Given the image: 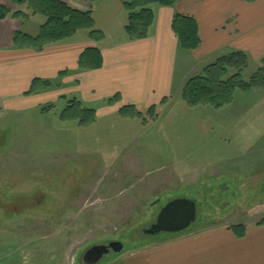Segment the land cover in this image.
Returning <instances> with one entry per match:
<instances>
[{
    "label": "rangeland",
    "instance_id": "374dc122",
    "mask_svg": "<svg viewBox=\"0 0 264 264\" xmlns=\"http://www.w3.org/2000/svg\"><path fill=\"white\" fill-rule=\"evenodd\" d=\"M177 52L171 94L153 115L103 113L66 90L37 105L0 99V264H82L85 250L111 241L123 251L98 264H127L134 250L198 228L264 226V90L190 107L182 90L209 64ZM262 57L249 55L242 80ZM75 100L94 110L91 122L81 111L61 118ZM178 198L195 202V222L144 235Z\"/></svg>",
    "mask_w": 264,
    "mask_h": 264
},
{
    "label": "crops",
    "instance_id": "0c3cea01",
    "mask_svg": "<svg viewBox=\"0 0 264 264\" xmlns=\"http://www.w3.org/2000/svg\"><path fill=\"white\" fill-rule=\"evenodd\" d=\"M58 1L90 11L93 27L102 32V39L90 40L88 32L82 30L42 51L15 49L14 35L17 32L35 35L41 23H35L36 17L25 22L0 20V99L5 102L37 105L40 99L41 103L54 100L58 92L66 90L85 104L102 102L98 109L103 113L126 106L143 110L156 106L168 99L172 91L178 53L177 38L171 29L175 13L188 16L197 24L200 44L189 52L195 64H210L231 51L244 52L248 57L252 53L264 54V0H175L172 7L154 6L148 37L134 41L128 40L124 30L127 14L122 4L128 0ZM0 6L15 9L9 0H0ZM95 47L100 49L102 67L79 70L80 55ZM60 73L66 75L60 77ZM34 79L49 81L52 87L24 96ZM117 94L116 103L106 104L107 99ZM126 261L127 264H264V226L245 225L242 237L227 225L198 228L134 250Z\"/></svg>",
    "mask_w": 264,
    "mask_h": 264
},
{
    "label": "trees",
    "instance_id": "16d2710c",
    "mask_svg": "<svg viewBox=\"0 0 264 264\" xmlns=\"http://www.w3.org/2000/svg\"><path fill=\"white\" fill-rule=\"evenodd\" d=\"M16 10H9L0 6V20L17 19L22 22L31 17L41 16L43 22L38 27L35 35L17 32L13 38L15 49H32L42 51L45 47L72 38L77 32L85 30L90 40L95 42L102 39V32L95 30L91 19V12L78 10L58 0H9ZM95 3L100 0H87ZM251 1V0H247ZM175 0H128L123 2V8L127 14L125 33L129 41L145 39L154 20V6L172 7ZM171 29L177 38L178 48L190 52L196 49L200 40L197 24L194 19L175 13ZM248 55L241 51H231L215 59L207 65L201 73L190 78L185 84L181 99L190 107L207 104L214 108H220L231 101L235 90L249 91L250 89L264 90V57L261 58L260 68L249 78L242 80L243 70L248 66ZM102 67L101 52L98 47L86 49L79 57L78 69L81 71L97 70ZM66 73H60V77ZM52 87V83L46 80L34 79L29 90L24 96H30L39 91H45ZM119 100L118 94L106 100V104L112 105ZM165 99L161 102L164 103ZM71 103L61 114V118L74 116L76 111L84 113L83 124L91 122L94 110L83 107L78 100ZM156 106L147 108V113L153 115ZM122 116L131 117L142 115L134 106L122 107L119 110ZM264 223V219L258 224ZM230 229L244 235L245 226L235 225Z\"/></svg>",
    "mask_w": 264,
    "mask_h": 264
},
{
    "label": "water",
    "instance_id": "95a60500",
    "mask_svg": "<svg viewBox=\"0 0 264 264\" xmlns=\"http://www.w3.org/2000/svg\"><path fill=\"white\" fill-rule=\"evenodd\" d=\"M196 220V204L194 201L178 198L170 201L159 213L155 223L143 229L144 235L156 236L160 233H179L187 229ZM123 244L111 241L107 244L93 245L84 251L82 264H98L110 253L120 254Z\"/></svg>",
    "mask_w": 264,
    "mask_h": 264
}]
</instances>
